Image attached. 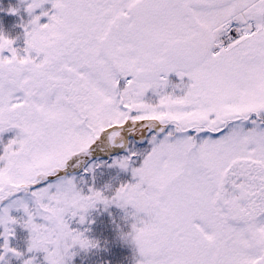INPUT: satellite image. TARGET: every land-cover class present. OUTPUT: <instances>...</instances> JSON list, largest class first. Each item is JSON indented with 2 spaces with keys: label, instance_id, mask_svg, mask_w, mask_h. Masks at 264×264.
Segmentation results:
<instances>
[{
  "label": "snow or ice",
  "instance_id": "6c2138e0",
  "mask_svg": "<svg viewBox=\"0 0 264 264\" xmlns=\"http://www.w3.org/2000/svg\"><path fill=\"white\" fill-rule=\"evenodd\" d=\"M6 14L0 264L107 252L91 226L110 209L128 264H264V0Z\"/></svg>",
  "mask_w": 264,
  "mask_h": 264
},
{
  "label": "trees",
  "instance_id": "16d2710c",
  "mask_svg": "<svg viewBox=\"0 0 264 264\" xmlns=\"http://www.w3.org/2000/svg\"><path fill=\"white\" fill-rule=\"evenodd\" d=\"M18 3V0H0V28L6 33L16 34L20 32V29L14 27L19 24V18L17 16H12L6 14V11L9 7H15ZM174 79V77H172ZM123 246V247H122ZM120 246L118 250H116V255H113L111 258L104 259L109 262V264H128V256L131 254L130 249H126L124 245ZM82 260H84V264H102L101 259H99L95 254H89V256L85 259L83 254L80 257H77L73 264H81Z\"/></svg>",
  "mask_w": 264,
  "mask_h": 264
},
{
  "label": "rangeland",
  "instance_id": "374dc122",
  "mask_svg": "<svg viewBox=\"0 0 264 264\" xmlns=\"http://www.w3.org/2000/svg\"><path fill=\"white\" fill-rule=\"evenodd\" d=\"M20 16H23V13L21 12ZM19 21H20V17ZM171 78V77H170ZM93 160H97L95 156H93ZM97 162H99L97 160ZM112 213V217L109 216L106 212H101L99 214L93 213V219L95 223L91 226V236L93 238H97L101 240L103 243L105 240L107 243V252H100L98 254H95L100 261H104V259L111 258L113 255H116V250L120 248L123 244L117 239L116 233H115V226L111 224V219L117 218L119 216V212L116 209H110L109 210ZM123 247V246H122ZM126 249H130L128 246L124 245ZM131 254L128 256V260L130 259Z\"/></svg>",
  "mask_w": 264,
  "mask_h": 264
}]
</instances>
